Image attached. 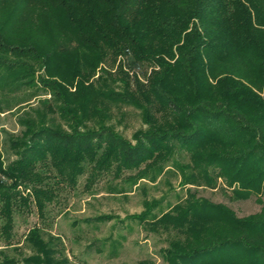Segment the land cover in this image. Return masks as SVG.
<instances>
[{
    "label": "trees",
    "instance_id": "obj_1",
    "mask_svg": "<svg viewBox=\"0 0 264 264\" xmlns=\"http://www.w3.org/2000/svg\"><path fill=\"white\" fill-rule=\"evenodd\" d=\"M39 68L51 99L0 142V264H79L47 226L49 205L86 174L89 190L106 175L137 185L177 167L184 186L264 191V0H0V91L36 87ZM128 107L143 123L129 138L113 123ZM186 190L160 215L148 196L133 215L166 233L165 264H264V200L239 217ZM32 205L42 225L14 242L15 214Z\"/></svg>",
    "mask_w": 264,
    "mask_h": 264
},
{
    "label": "rangeland",
    "instance_id": "obj_2",
    "mask_svg": "<svg viewBox=\"0 0 264 264\" xmlns=\"http://www.w3.org/2000/svg\"><path fill=\"white\" fill-rule=\"evenodd\" d=\"M122 60L119 56L114 67L109 66V62L101 63L98 73L101 68L115 72L117 64H122ZM127 70L129 71V67H124V71ZM132 73L133 71L130 72ZM136 73L134 72L133 75ZM97 76L98 74L95 77ZM48 77L45 69L39 68L34 76V83L37 88H40L39 91H35L36 87L22 88L16 93L0 91L4 108L3 112L0 111V142L4 137L3 129L10 133L20 132L21 127L17 121L23 110L38 106L42 99H51L50 91L44 89L41 81ZM126 110L128 115L123 122L114 121L113 123L125 137L129 138L136 129L143 126V123H141L137 109L128 107ZM8 153L5 152L6 158H8ZM15 157L12 154L10 158ZM180 160L187 161L185 158H180ZM86 177L87 174L80 177L76 189H62L57 202L49 205L51 216L49 217L50 225L47 226L54 234L62 236L71 259L79 264H135L147 258L151 259L154 264H165L160 251L168 244L166 233H153L133 217L134 214L142 212L143 200L147 196L161 202L155 210L159 215L162 210H167L176 202L184 199L187 196V188L192 189L198 197H205L215 203L220 202L227 205L239 217L259 213L262 209L260 201L264 200V191L253 193L246 199L232 198L228 194L232 188H229L222 179H219L218 189L194 185L184 186L179 181L177 167L172 168L171 172L160 175L155 182L140 180L137 185L119 179L113 180L111 176L106 175L94 185L92 190L85 187ZM3 179L5 180L4 177ZM145 186L147 195L143 191ZM120 188L125 191L117 192ZM20 189L23 193L25 192L24 187L20 186ZM102 214L111 217L102 221L87 220V218H95ZM15 215L14 242H22L31 226L42 225L34 205L31 211ZM2 245L4 242L0 239V248L3 247Z\"/></svg>",
    "mask_w": 264,
    "mask_h": 264
},
{
    "label": "built area",
    "instance_id": "obj_3",
    "mask_svg": "<svg viewBox=\"0 0 264 264\" xmlns=\"http://www.w3.org/2000/svg\"><path fill=\"white\" fill-rule=\"evenodd\" d=\"M136 72H137V76L139 77L140 80L146 81V79H145V77H144V74H142V73L139 71V68H137Z\"/></svg>",
    "mask_w": 264,
    "mask_h": 264
}]
</instances>
